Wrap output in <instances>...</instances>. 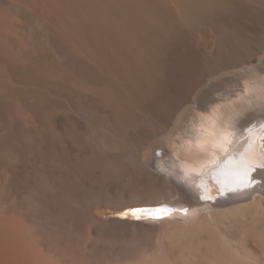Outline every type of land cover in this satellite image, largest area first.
<instances>
[{
  "label": "bare ground",
  "instance_id": "obj_1",
  "mask_svg": "<svg viewBox=\"0 0 264 264\" xmlns=\"http://www.w3.org/2000/svg\"><path fill=\"white\" fill-rule=\"evenodd\" d=\"M262 129L264 0H0V264H264Z\"/></svg>",
  "mask_w": 264,
  "mask_h": 264
},
{
  "label": "snow or ice",
  "instance_id": "obj_2",
  "mask_svg": "<svg viewBox=\"0 0 264 264\" xmlns=\"http://www.w3.org/2000/svg\"><path fill=\"white\" fill-rule=\"evenodd\" d=\"M262 139H264V137H262ZM257 166L264 168V152L261 153L258 164L252 159V151L246 152L241 160L239 172L241 184L243 186H248L253 182L250 172Z\"/></svg>",
  "mask_w": 264,
  "mask_h": 264
},
{
  "label": "rangeland",
  "instance_id": "obj_3",
  "mask_svg": "<svg viewBox=\"0 0 264 264\" xmlns=\"http://www.w3.org/2000/svg\"><path fill=\"white\" fill-rule=\"evenodd\" d=\"M162 162V161H161ZM160 162V165L162 164V165H164V163L162 162L161 163ZM258 182V181H257ZM108 209H106L104 206H102V205H100V206H96L95 207V211L97 212V214H98V216L99 217H101V218H103V217H109V216H114V215H117L116 213H113V212H111L110 210V212L109 211H107ZM132 215L133 214H130V215H128L129 217H132Z\"/></svg>",
  "mask_w": 264,
  "mask_h": 264
}]
</instances>
